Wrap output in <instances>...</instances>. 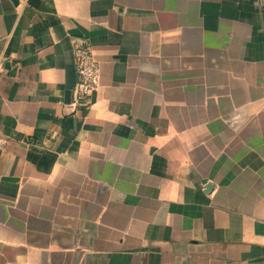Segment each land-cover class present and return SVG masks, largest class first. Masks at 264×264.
Wrapping results in <instances>:
<instances>
[{"label": "crops", "instance_id": "0c3cea01", "mask_svg": "<svg viewBox=\"0 0 264 264\" xmlns=\"http://www.w3.org/2000/svg\"><path fill=\"white\" fill-rule=\"evenodd\" d=\"M0 264H264V0H0Z\"/></svg>", "mask_w": 264, "mask_h": 264}, {"label": "built area", "instance_id": "2783aa9c", "mask_svg": "<svg viewBox=\"0 0 264 264\" xmlns=\"http://www.w3.org/2000/svg\"><path fill=\"white\" fill-rule=\"evenodd\" d=\"M79 80L76 86L77 100L86 99L101 83V62L87 42L75 49Z\"/></svg>", "mask_w": 264, "mask_h": 264}]
</instances>
